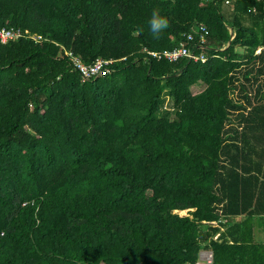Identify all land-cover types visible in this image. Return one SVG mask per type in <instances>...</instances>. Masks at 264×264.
Wrapping results in <instances>:
<instances>
[{"label":"trees","instance_id":"1","mask_svg":"<svg viewBox=\"0 0 264 264\" xmlns=\"http://www.w3.org/2000/svg\"><path fill=\"white\" fill-rule=\"evenodd\" d=\"M199 23L206 59L142 52ZM261 24L264 0H0L41 37L0 41V264H264ZM68 51L111 71L82 80Z\"/></svg>","mask_w":264,"mask_h":264},{"label":"built area","instance_id":"2","mask_svg":"<svg viewBox=\"0 0 264 264\" xmlns=\"http://www.w3.org/2000/svg\"><path fill=\"white\" fill-rule=\"evenodd\" d=\"M196 27V31L199 32V37L197 39H195L194 34L192 32H188L185 34L184 39L181 40L178 45L172 48L163 50H152L144 47L142 49V52H144L147 56L153 57L155 59H167L172 62L182 57H186L194 61L204 60L206 59V55L202 52H196L195 49L202 48L205 42V26L202 23H199ZM19 37H29L33 40L41 39L40 35L35 33H29L27 32V30L16 29L13 27H0V41L2 43ZM68 55L73 66L79 71L82 80H87L92 77L111 71L110 64L113 59H105L98 57L91 63H85L71 51H68ZM120 59H125V57H121ZM211 262V255L205 251V253L199 254V258L195 261V264H211Z\"/></svg>","mask_w":264,"mask_h":264},{"label":"clouds","instance_id":"3","mask_svg":"<svg viewBox=\"0 0 264 264\" xmlns=\"http://www.w3.org/2000/svg\"><path fill=\"white\" fill-rule=\"evenodd\" d=\"M168 18L164 15L161 9L154 7L148 17V31L154 36L158 37L167 27ZM257 38L264 39V24L257 28Z\"/></svg>","mask_w":264,"mask_h":264},{"label":"crops","instance_id":"4","mask_svg":"<svg viewBox=\"0 0 264 264\" xmlns=\"http://www.w3.org/2000/svg\"><path fill=\"white\" fill-rule=\"evenodd\" d=\"M247 21L244 20V24L246 25ZM261 49V47H258L256 50H255V53L259 52ZM239 217H234V220H237ZM206 222V221H205ZM219 222L218 221H210V223L212 224H217ZM253 235H254V240L257 241V242H261V243H264V214H261V215H258V216H255L254 219H253ZM224 228L223 227H220V230H223ZM219 235V232L216 233L213 238L217 237ZM206 251L207 253H209L211 255V258H212V253L210 250L208 249H205V248H202L199 250L198 252V258H199V254L201 253V251ZM197 258V259H198ZM212 263V262H211Z\"/></svg>","mask_w":264,"mask_h":264},{"label":"rangeland","instance_id":"5","mask_svg":"<svg viewBox=\"0 0 264 264\" xmlns=\"http://www.w3.org/2000/svg\"><path fill=\"white\" fill-rule=\"evenodd\" d=\"M202 87H203V84H201V83L197 84V85L195 84L194 86H192L191 90H192V92H197V91L201 90ZM163 108H167V109L171 108V100L167 96L164 99ZM178 213L180 215H186L187 214V209L180 210V211H178ZM201 253L203 254V253H205V251L203 250V251H201Z\"/></svg>","mask_w":264,"mask_h":264},{"label":"bare ground","instance_id":"6","mask_svg":"<svg viewBox=\"0 0 264 264\" xmlns=\"http://www.w3.org/2000/svg\"><path fill=\"white\" fill-rule=\"evenodd\" d=\"M181 210V209H180Z\"/></svg>","mask_w":264,"mask_h":264}]
</instances>
